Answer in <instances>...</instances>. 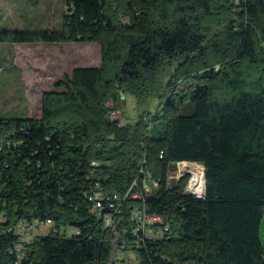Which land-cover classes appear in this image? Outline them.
<instances>
[{"label":"trees","instance_id":"1","mask_svg":"<svg viewBox=\"0 0 264 264\" xmlns=\"http://www.w3.org/2000/svg\"><path fill=\"white\" fill-rule=\"evenodd\" d=\"M91 41L101 65L44 92L41 117L0 118L11 144L0 152V264H108L114 232L95 213L94 179L123 192L140 160L173 230L139 250L140 264H264V0H73L60 28L0 30V42ZM126 92L140 111L122 124L108 102L120 109ZM178 160L205 165L204 200L186 179L169 184ZM49 219L53 231L33 234Z\"/></svg>","mask_w":264,"mask_h":264},{"label":"rangeland","instance_id":"2","mask_svg":"<svg viewBox=\"0 0 264 264\" xmlns=\"http://www.w3.org/2000/svg\"><path fill=\"white\" fill-rule=\"evenodd\" d=\"M73 0H0V30L57 29L62 17L69 11ZM91 44L98 47H91ZM100 42H0V118H39L42 115V97L46 91H63L55 83L76 67H93L101 63ZM181 87L187 88L182 83ZM122 107L117 109L112 98L109 106L122 122H133L139 116L137 98L126 92L121 98ZM159 103L153 102L156 111ZM163 120H155L152 133L161 128ZM174 165H170L174 169ZM33 234H47L54 230L53 223H37ZM74 227L62 228L71 236ZM264 241V224L262 226ZM138 251L130 248L118 251L115 264H138ZM130 258L128 261H123Z\"/></svg>","mask_w":264,"mask_h":264},{"label":"built area","instance_id":"3","mask_svg":"<svg viewBox=\"0 0 264 264\" xmlns=\"http://www.w3.org/2000/svg\"><path fill=\"white\" fill-rule=\"evenodd\" d=\"M247 0H234L236 5H241ZM160 107L158 104L156 111ZM109 112L111 120H120L114 114L112 107ZM148 122L151 121L150 118L147 119ZM10 147L9 141H0V152ZM17 142L14 141V146ZM164 157V151L160 154ZM174 165V169L169 166V171L167 174V179L169 184L176 185L182 179H186L185 193L192 195L193 197L204 200L206 198V184L203 187H195V178L201 173H206L205 165L198 161L192 160H178L171 163ZM170 164V165H171ZM93 166H99V161H93ZM151 176L152 173H147L146 164H141L139 162L138 174L132 180L129 187L123 192H111L105 190L101 183L100 178L94 179V192L91 193L92 198H95V213L100 216L102 224L105 229L114 230V233H119V238L117 240V257L118 251L121 250L122 253L130 248H133L139 252L141 249L147 247L148 242H155L161 239H169L173 236V230L171 224L165 220V218L156 213L152 206L150 205L149 198L154 197L153 187H151ZM135 194H142V201H135ZM130 206L129 215L124 217V213ZM5 213H0V220H4ZM126 222V226L123 229L117 228L119 224ZM47 223H53L51 219ZM22 226L26 227V223H21ZM79 233V230L75 231ZM25 235L31 236L32 232L25 231ZM116 239V234H114V240ZM130 258H126L123 261H128ZM138 264H140V259L138 256Z\"/></svg>","mask_w":264,"mask_h":264},{"label":"bare ground","instance_id":"4","mask_svg":"<svg viewBox=\"0 0 264 264\" xmlns=\"http://www.w3.org/2000/svg\"><path fill=\"white\" fill-rule=\"evenodd\" d=\"M145 163L146 160H143L141 162V164H145ZM147 173L150 172L147 171ZM204 184H205V173H201L200 175H198L197 178H195V187H203ZM151 187H153V189L158 188V181L155 180L153 176H151ZM135 200L142 201V194H135ZM94 209H95V203H94Z\"/></svg>","mask_w":264,"mask_h":264},{"label":"water","instance_id":"5","mask_svg":"<svg viewBox=\"0 0 264 264\" xmlns=\"http://www.w3.org/2000/svg\"><path fill=\"white\" fill-rule=\"evenodd\" d=\"M113 232H114V230H113ZM114 234H116V239L113 241L111 257H110V261H109L108 264H115L116 263V257H117V240H118V238H119L120 235H119V233H114Z\"/></svg>","mask_w":264,"mask_h":264},{"label":"crops","instance_id":"6","mask_svg":"<svg viewBox=\"0 0 264 264\" xmlns=\"http://www.w3.org/2000/svg\"><path fill=\"white\" fill-rule=\"evenodd\" d=\"M91 42H97V41H91ZM36 43H38V42H36ZM101 46V45H100ZM91 47L92 48H94V47H98V46H95V45H93V44H91ZM93 66H100L101 65V63H95V64H92ZM41 116V115H40Z\"/></svg>","mask_w":264,"mask_h":264}]
</instances>
